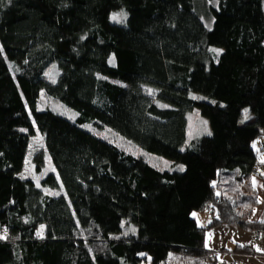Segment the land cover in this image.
<instances>
[{"label": "trees", "instance_id": "1", "mask_svg": "<svg viewBox=\"0 0 264 264\" xmlns=\"http://www.w3.org/2000/svg\"><path fill=\"white\" fill-rule=\"evenodd\" d=\"M43 93L77 121L40 110ZM195 109L212 134L187 144ZM39 134L35 166L56 172L37 184L20 175ZM263 137L264 0H0V264H220L207 230L264 233L255 189H239ZM208 209L207 229L194 214Z\"/></svg>", "mask_w": 264, "mask_h": 264}, {"label": "rangeland", "instance_id": "2", "mask_svg": "<svg viewBox=\"0 0 264 264\" xmlns=\"http://www.w3.org/2000/svg\"><path fill=\"white\" fill-rule=\"evenodd\" d=\"M111 20L113 23L116 24H124L127 20V14L124 11L113 13L111 16ZM202 99L206 101L212 100L208 97L202 96ZM39 109L40 110H51L56 114L60 115L61 117L67 118L71 121H77L79 117V113L70 109L66 105H64L61 101L56 100L54 98L47 97L44 93L41 95V99L39 101ZM245 118L249 117L250 110H245ZM82 128L87 130L88 132L92 133L99 139L111 144L115 145L121 150H124L130 154L135 156L144 157L145 160L154 168L158 170H167V171H184L185 166L183 164H176L171 159L166 157L156 155L147 151H143L139 146L134 144L133 142L127 140L126 138L122 137L119 133H117L114 129L107 127V126H98L96 123H86L82 125ZM212 128L208 118L204 117L199 109H195L189 115V126H188V139L187 144H189L193 139L211 135ZM253 149L257 153L259 157V172L258 175L264 176V137L256 140L253 143ZM186 148V147H185ZM44 149V137L36 135L31 138L28 154L26 157L25 167L23 172L21 173L22 178L33 179L37 184H40L41 180H43L48 174L55 173L56 169L54 168L50 158H47V164L43 171L39 172L34 163L35 155ZM250 179L248 181V185H243L239 187L241 192H247L249 190V186H251ZM45 192L51 196H58V191H54L52 189H44ZM209 212L208 214L212 213L209 209L204 211ZM198 212V213H204ZM136 228V225H133ZM125 232H127L125 230ZM147 264H151L148 262ZM164 264H176L173 257H171L167 262Z\"/></svg>", "mask_w": 264, "mask_h": 264}, {"label": "crops", "instance_id": "3", "mask_svg": "<svg viewBox=\"0 0 264 264\" xmlns=\"http://www.w3.org/2000/svg\"><path fill=\"white\" fill-rule=\"evenodd\" d=\"M249 190L258 195V204L254 207V221L264 220V179L261 175H252ZM194 214L200 227L207 228L213 213ZM205 247L216 253L220 264H264V233H254L234 226H221L207 230ZM242 249H247L242 250Z\"/></svg>", "mask_w": 264, "mask_h": 264}, {"label": "built area", "instance_id": "4", "mask_svg": "<svg viewBox=\"0 0 264 264\" xmlns=\"http://www.w3.org/2000/svg\"><path fill=\"white\" fill-rule=\"evenodd\" d=\"M5 235H8V232H5Z\"/></svg>", "mask_w": 264, "mask_h": 264}]
</instances>
